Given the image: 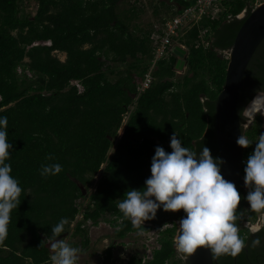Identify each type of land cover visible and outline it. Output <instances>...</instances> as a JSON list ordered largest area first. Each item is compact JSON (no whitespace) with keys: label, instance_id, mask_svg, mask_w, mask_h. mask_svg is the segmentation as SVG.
<instances>
[{"label":"trees","instance_id":"16d2710c","mask_svg":"<svg viewBox=\"0 0 264 264\" xmlns=\"http://www.w3.org/2000/svg\"><path fill=\"white\" fill-rule=\"evenodd\" d=\"M36 1L32 15L23 0H0V116L8 118L13 144L8 162L23 189L8 234L0 240V264H51V243L64 239L77 247L71 239L78 237L88 247V222L102 220L117 228L118 238L159 230V246L151 257L131 254L126 264H188L174 243L183 209L164 211L161 205L156 217L137 229L117 205L126 191L144 187L156 147L171 152L174 133L198 156L207 147L220 158L216 100L225 83L227 51L255 0H232L219 19H203L189 30L180 40L186 49L176 47L160 59L143 91L139 88L154 58L155 28L141 27L140 0ZM166 1L157 5H168ZM244 10L246 16L240 18ZM201 29H208L203 37L208 46ZM58 52L65 53V60ZM180 56L187 68L182 76L177 73ZM258 92H264V41L247 69L238 104L241 120ZM262 128L257 115L243 129L252 141L244 147L245 160L264 134ZM54 162L62 171L42 177L41 165ZM245 166L236 187L241 195L236 223L246 247L214 264H264V229L252 234L248 228L264 210H251L246 200L255 186L245 182ZM61 218L67 219L65 231L51 239L52 225ZM257 237L261 244L252 247ZM113 248L106 250L107 260Z\"/></svg>","mask_w":264,"mask_h":264},{"label":"clouds","instance_id":"9594fccd","mask_svg":"<svg viewBox=\"0 0 264 264\" xmlns=\"http://www.w3.org/2000/svg\"><path fill=\"white\" fill-rule=\"evenodd\" d=\"M262 110L264 94H258L242 114L251 122ZM7 125L8 118L0 116V240L8 234L11 212L21 203L23 191L8 162L13 144L8 139ZM237 143L247 148L252 141L241 135ZM170 147L171 152L162 146L156 147L151 158L150 177L145 180L143 188L126 191L117 205L119 211L134 228L140 229L145 221L156 217L161 205L164 211L183 209L186 215L179 221V234L174 243L185 259L202 247L210 249L213 262H218L223 255L236 257L246 247V240L240 235L236 223L241 195L236 186L221 175L223 161L213 157L207 147H203L198 156L192 149L182 146L176 133L171 137ZM47 159L53 157L49 155ZM62 169L58 162L49 163L41 165L40 174L42 177L57 175ZM244 173L245 182L255 186L246 200L251 210L261 212L264 210V134L259 136L248 156ZM66 224L67 219L61 218L52 225L51 239L64 233ZM248 228L252 234L264 229V215L257 223L248 224ZM260 244L259 237L251 242L252 247ZM50 248L54 252L50 257L51 264H78L82 253V249L73 247L64 239L51 243Z\"/></svg>","mask_w":264,"mask_h":264},{"label":"water","instance_id":"95a60500","mask_svg":"<svg viewBox=\"0 0 264 264\" xmlns=\"http://www.w3.org/2000/svg\"><path fill=\"white\" fill-rule=\"evenodd\" d=\"M243 17L245 16H240ZM263 41L264 2L254 6L246 16L231 48L227 51L229 61L225 83L216 100L215 130L220 159L223 161L220 165L221 175L236 187L242 179L241 172L244 165V147L237 143L238 138L244 136L238 104L249 63ZM184 64L183 59L179 58L177 67L183 69ZM79 184L83 193H86L84 185ZM188 264H214L210 249L198 248L188 258Z\"/></svg>","mask_w":264,"mask_h":264},{"label":"rangeland","instance_id":"374dc122","mask_svg":"<svg viewBox=\"0 0 264 264\" xmlns=\"http://www.w3.org/2000/svg\"><path fill=\"white\" fill-rule=\"evenodd\" d=\"M166 2L168 5L170 4L168 0ZM262 2H264V0H255V6L259 5ZM139 4L144 8L139 23L141 24V27L145 30L148 29L150 26L153 28L160 27L163 19L165 17L171 16V11H174V7L171 10L168 5H163L159 7V0H140ZM22 5L27 12L32 15L35 14L37 9L36 0H23ZM125 6L129 5L127 4ZM156 10L157 12H155ZM246 13L247 11L244 10L240 14V16H245ZM57 55L61 60H64L66 57L65 53L58 52ZM186 70V65L183 69L177 68L178 76H182L186 72ZM257 95L258 93L254 95L252 100ZM251 101L247 104V106L250 105ZM260 113L263 114L264 118V110L256 114ZM249 122L250 121L247 119V123ZM262 215H264V213L260 214V216L256 220L252 221V224L257 223ZM108 218H110L109 215ZM116 229L117 228L113 226L111 222L102 220L97 225L89 224L90 242L88 247H82L80 244V238L78 237L75 239H71L72 241L78 242V248H82V253L80 254L78 264H126L131 254H138L140 256H145L148 258L151 256V253L154 248L159 246L157 242L159 230L154 229L148 233H132L125 238H118L116 236ZM112 244L114 245L112 257L111 259L107 260L106 250ZM177 254L180 256L183 255L182 253L178 252V250Z\"/></svg>","mask_w":264,"mask_h":264},{"label":"built area","instance_id":"2783aa9c","mask_svg":"<svg viewBox=\"0 0 264 264\" xmlns=\"http://www.w3.org/2000/svg\"><path fill=\"white\" fill-rule=\"evenodd\" d=\"M189 2L188 5H183L175 16L165 17L160 27H156L153 32L154 58L152 59L149 71L144 75L142 84L139 88L143 91L152 82V71L156 69L158 61L162 58L170 56L177 44L183 46L176 39L179 36L185 35L194 26L200 24L203 19H219L227 5L232 0H183ZM177 5H174V8ZM173 8V9H174ZM231 15H227L229 18ZM208 29H201L200 34L202 42L205 46L209 45V40H204L203 37L207 34ZM246 160L244 159V164ZM83 212V211H82ZM82 216V213L79 215ZM74 226V224H72Z\"/></svg>","mask_w":264,"mask_h":264},{"label":"bare ground","instance_id":"6f19581e","mask_svg":"<svg viewBox=\"0 0 264 264\" xmlns=\"http://www.w3.org/2000/svg\"><path fill=\"white\" fill-rule=\"evenodd\" d=\"M169 2H170V4L169 5H177L175 8H174V11H176L177 10V13L179 12L178 10L183 6V5H188L189 4V2H185L184 1V3L183 4H181L180 2H179V0H169ZM247 11V10H246ZM176 13V14H177ZM176 14H172L171 16H175ZM246 16V15H245ZM186 33H188V32H186ZM184 35H182V36H179L177 39H176V41H179V43H181V38L183 37ZM182 44V43H181ZM183 46H181V45H179V44H176L175 45V47H174V49H173V52H175L174 50H175V48L178 46V47H181V48H185L186 46L184 45V44H182ZM157 66V65H156ZM148 72V71H147ZM91 190H95V187H93V188H91Z\"/></svg>","mask_w":264,"mask_h":264},{"label":"flooded vegetation","instance_id":"af4514ba","mask_svg":"<svg viewBox=\"0 0 264 264\" xmlns=\"http://www.w3.org/2000/svg\"><path fill=\"white\" fill-rule=\"evenodd\" d=\"M258 93H260V92H258ZM263 93H264V92H263ZM256 94H257V93H256ZM253 97H254V96H253ZM251 100H252V99H251ZM251 100H250V101H251ZM247 104H248V103H247ZM246 106H247V105H245L244 109L246 108ZM244 109H243V110H244ZM243 110H242V113H243ZM242 113H241V114H242ZM257 115H260V116L262 117V120H263V128H262V130L264 131V118H263V114H261V113H260V114H256L255 117H256ZM254 119H255V118H254ZM253 122H254V120L251 121V122H249V123H247V118L244 117L243 114H242L243 129L247 130V129L250 127V125L253 124ZM244 136H245V135H244ZM245 137H246V136H245Z\"/></svg>","mask_w":264,"mask_h":264},{"label":"crops","instance_id":"0c3cea01","mask_svg":"<svg viewBox=\"0 0 264 264\" xmlns=\"http://www.w3.org/2000/svg\"><path fill=\"white\" fill-rule=\"evenodd\" d=\"M178 47V46H177ZM66 58V57H65ZM179 58H182L183 59V56H180ZM65 60V59H64ZM183 68H185V64H184V67Z\"/></svg>","mask_w":264,"mask_h":264}]
</instances>
